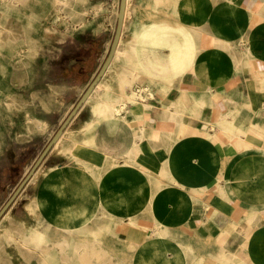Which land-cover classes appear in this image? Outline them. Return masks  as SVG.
I'll return each instance as SVG.
<instances>
[{
  "label": "crops",
  "instance_id": "crops-1",
  "mask_svg": "<svg viewBox=\"0 0 264 264\" xmlns=\"http://www.w3.org/2000/svg\"><path fill=\"white\" fill-rule=\"evenodd\" d=\"M47 1L53 20L28 44L39 82L0 86V178L51 140L116 33L121 0ZM118 45L32 196L1 218L0 264L40 260L44 229L28 224L96 231L130 264H264V0H127Z\"/></svg>",
  "mask_w": 264,
  "mask_h": 264
},
{
  "label": "rangeland",
  "instance_id": "rangeland-1",
  "mask_svg": "<svg viewBox=\"0 0 264 264\" xmlns=\"http://www.w3.org/2000/svg\"><path fill=\"white\" fill-rule=\"evenodd\" d=\"M6 2V0H0V86L4 94L12 95L17 93V90L7 83L10 76L16 75L22 82L25 78H30L34 84L39 82L38 78L41 75L42 65L41 53L38 52L39 47H34L35 51H32L28 44L30 40L38 38L44 32L48 22L53 20L54 11L47 0H20L18 4L16 2L11 4ZM27 48L30 50L28 51ZM136 92H134V95L140 97V93ZM24 95L29 97L30 94L24 92ZM4 120L6 121V115L0 113V121ZM25 125V120L20 115L17 125L9 130V138L22 130ZM38 144L37 149L30 150L25 156H20L17 159H15V156L13 157L15 161L17 160V163L14 162L13 164L15 167L12 169V179L10 175H7L8 170L5 172L6 175L3 174L0 178V206L8 200L28 173L36 158L44 149L46 142L40 138ZM11 156V152L7 153L2 150L0 152V162L10 161ZM3 169H5V166H3ZM6 176L7 180H5ZM29 182L16 200L19 203L29 199L33 194V181ZM4 186H6L5 189ZM19 216L22 218L23 214L19 213ZM28 221L37 223V218L32 219L29 217ZM37 226L44 229L45 238L38 249L40 260L34 261V264H130L127 259L118 260L117 252L124 251L122 246L120 247L116 242L112 243L111 239L108 238L102 240L101 236L93 230L67 231L55 229L54 232H51L49 227L45 226L46 229L43 228V224H28L26 228L28 234L31 235L33 229H36ZM78 250H80V253L77 252ZM8 251L13 253V247L10 246ZM17 258L20 264H32V261L25 263L21 261L19 256ZM27 258L30 260L31 256L28 255Z\"/></svg>",
  "mask_w": 264,
  "mask_h": 264
},
{
  "label": "water",
  "instance_id": "water-1",
  "mask_svg": "<svg viewBox=\"0 0 264 264\" xmlns=\"http://www.w3.org/2000/svg\"><path fill=\"white\" fill-rule=\"evenodd\" d=\"M127 0H121L120 3V11L118 16V25L116 29V33L110 48V51L108 53V56L106 60L104 61L103 65L101 66L100 70L96 74L95 78L92 80L86 91L83 93L81 98L78 100V102L75 104L74 108L71 110L67 118L64 120V122L61 124L59 129L56 131V133L53 135L51 140L47 143L45 148L41 151L39 156L36 158L35 162L31 166L28 173L25 175V177L21 180L15 191L12 193V195L8 198V200L4 203L2 208L0 209V220L1 218L6 214V212L12 207V205L15 203L17 198L19 197L20 193L23 191V189L26 187V185L29 183V181L32 179L38 168L42 165V163L46 160L49 153L51 152L52 148L56 144V142L61 137L63 131L68 126V124L71 122V120L76 116L80 108L85 103L88 96L91 94L95 86L100 81L101 77L104 75L107 67L109 66L113 55L115 53V50L118 46L119 39L121 36L122 26H123V20H124V14H125V7H126Z\"/></svg>",
  "mask_w": 264,
  "mask_h": 264
},
{
  "label": "bare ground",
  "instance_id": "bare-ground-1",
  "mask_svg": "<svg viewBox=\"0 0 264 264\" xmlns=\"http://www.w3.org/2000/svg\"><path fill=\"white\" fill-rule=\"evenodd\" d=\"M7 2L6 3H14V2H17V4L19 3L18 1H20V0H6ZM57 1V0H56ZM67 2V1H66ZM58 3V2H57ZM61 4V3H60ZM63 4V3H62ZM70 5V4H69ZM4 6H6V5H4ZM63 6H65V5H63ZM9 18V17H8ZM7 18V19H8ZM249 18V17H248ZM261 18V17H260ZM2 19V18H1ZM259 19V18H258ZM1 21V20H0ZM20 21V20H19ZM1 25V24H0ZM3 25V24H2ZM23 26V25H22ZM24 27V26H23ZM4 29V28H3ZM244 31V30H243ZM1 32H2V30H1ZM252 32V31H251ZM11 33V32H10ZM257 33V32H256ZM251 34V33H250ZM260 34V33H259ZM1 35V34H0ZM12 35V34H11ZM255 35V34H254ZM253 37V36H252ZM23 39V38H22ZM27 39V38H26ZM245 39V38H244ZM252 39V38H251ZM9 40V39H8ZM28 42V41H27ZM258 42V41H257ZM7 43V42H6ZM26 43V42H25ZM8 44V43H7ZM28 44V43H27ZM30 44V43H29ZM119 46V45H118ZM260 46V45H259ZM25 47V46H24ZM23 47V48H24ZM261 47V46H260ZM7 48V47H6ZM8 48H9V46H8ZM25 49H26V47H25ZM26 51V50H25ZM24 51V52H25ZM118 53V52H117ZM1 54V53H0ZM19 56V55H18ZM17 56V57H18ZM214 56H215V54H214ZM2 58V57H1ZM10 58V57H9ZM14 58V57H13ZM207 59V58H206ZM16 60V59H15ZM20 61H21V59H20ZM17 63H18V61H17ZM135 69V68H134ZM136 71V70H135ZM143 71V70H142ZM122 72V71H121ZM133 72V71H132ZM135 73V72H134ZM142 73V72H141ZM139 74H140V72H139ZM135 75V74H134ZM124 77H126V76H124ZM136 77H138V76H136ZM124 80H127V79H125L124 78ZM131 80H132V78H131ZM134 81V80H133ZM137 93V92H136ZM135 93L133 92L132 94H131V98H133V99H143V98H146V96L145 95H143L142 93H140V97H137V95L135 96L134 95ZM134 100V101H135ZM126 101H121L119 104H117V105H115V106H113L114 107V109L117 111V112H119L120 111V109H121V111H122V109H125V107H126V103H125ZM110 106V105H109ZM103 107H104V105H103ZM100 108V107H99ZM102 108V107H101ZM107 108H109V107H107L106 106V109ZM120 108V109H119ZM106 109H105V111H103V112H105L106 113ZM102 110H103V108H102ZM109 111V110H108ZM114 111V110H113ZM124 111V110H123ZM127 111V110H126ZM99 113V112H98ZM102 113V112H101ZM109 114H110V112H109ZM116 115H118L117 113H116ZM36 123H37V121H36ZM39 123V122H38ZM38 123H37V125H36V127L38 126ZM42 124V123H41ZM44 126H45V124H44ZM159 215H157V217H158ZM158 218H160V217H158ZM110 220H111V217H110ZM160 220V219H159ZM135 223V222H134ZM156 224V223H155ZM138 225V224H137ZM101 227V226H100ZM104 227V226H103ZM144 227V226H143ZM155 227H156V225H155ZM155 227H153V228H155ZM159 227V226H158ZM105 228V227H104ZM150 229V228H149ZM9 230V229H8ZM148 230V229H147ZM154 230V229H153ZM10 231V230H9ZM8 231V232H9ZM100 231V230H99ZM160 231V230H159ZM96 232V231H95ZM153 232V231H152ZM151 233V232H150ZM8 234V233H7ZM155 234V233H154ZM161 234V233H160ZM6 235V234H5ZM9 237H10V235H9ZM15 238V237H14ZM10 240V239H9ZM6 241V240H5ZM8 242V241H7ZM11 242V241H10ZM29 247H32V246H29ZM41 247V246H40ZM39 247V248H40ZM35 248V247H34ZM28 249V248H27ZM80 250H78L77 252H79ZM70 252V251H69ZM76 252V251H75ZM80 253V252H79ZM190 254V253H189ZM189 254H188V256H189ZM80 255V254H79ZM189 259H190V257H188ZM192 261V260H191ZM65 263V262H64ZM45 264V263H44ZM48 264V263H47ZM81 264V263H80Z\"/></svg>",
  "mask_w": 264,
  "mask_h": 264
},
{
  "label": "built area",
  "instance_id": "built-area-1",
  "mask_svg": "<svg viewBox=\"0 0 264 264\" xmlns=\"http://www.w3.org/2000/svg\"><path fill=\"white\" fill-rule=\"evenodd\" d=\"M136 91H137V92H139V90H138V89H136Z\"/></svg>",
  "mask_w": 264,
  "mask_h": 264
},
{
  "label": "flooded vegetation",
  "instance_id": "flooded-vegetation-1",
  "mask_svg": "<svg viewBox=\"0 0 264 264\" xmlns=\"http://www.w3.org/2000/svg\"><path fill=\"white\" fill-rule=\"evenodd\" d=\"M13 167H15V166H13ZM14 169V168H13Z\"/></svg>",
  "mask_w": 264,
  "mask_h": 264
}]
</instances>
